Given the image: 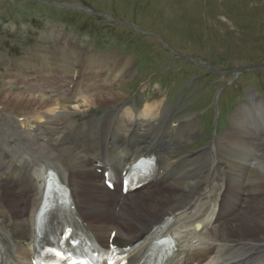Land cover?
Returning a JSON list of instances; mask_svg holds the SVG:
<instances>
[{
	"label": "rangeland",
	"instance_id": "374dc122",
	"mask_svg": "<svg viewBox=\"0 0 264 264\" xmlns=\"http://www.w3.org/2000/svg\"><path fill=\"white\" fill-rule=\"evenodd\" d=\"M64 45L75 52L78 65L83 64L78 81L68 85L70 91L79 92V101L63 104L76 124L117 117L127 104H135L139 113L146 104L157 103L172 121L187 120L195 129L179 146L182 157L210 149L213 141L224 144L231 121L250 95L256 93L259 99L255 101L264 103V68L254 66H264V0H0V94L5 89L8 94L24 93V84L40 73L59 77H47L48 84L30 83L47 92L46 86H57L56 79L73 76V59L61 49ZM124 60L131 74L122 82L109 80L103 87L100 83L91 86L95 93L113 86L117 100L94 105L81 100L86 82L105 75L100 65ZM53 108L58 111V106ZM21 110L0 104V136L28 131ZM217 119L220 133L215 134ZM6 122L8 127L2 129ZM41 144L46 150L47 145ZM198 161L187 164L198 166ZM78 177L94 179L87 174ZM167 186L157 187L160 203L163 196L178 190ZM206 195L201 193L202 198ZM209 207L212 210L215 204ZM192 213L188 207L179 220ZM209 215L203 225L213 222ZM194 224L180 230L191 231ZM259 228L264 229V222L250 227L251 233L260 234ZM251 233L233 231L229 242Z\"/></svg>",
	"mask_w": 264,
	"mask_h": 264
},
{
	"label": "bare ground",
	"instance_id": "6f19581e",
	"mask_svg": "<svg viewBox=\"0 0 264 264\" xmlns=\"http://www.w3.org/2000/svg\"><path fill=\"white\" fill-rule=\"evenodd\" d=\"M110 62L99 66V70L105 71L103 77L90 78L86 82L87 89L79 97L87 104L117 100L113 86L109 91L98 90L96 93L91 87L96 83L103 87L109 80L120 83L131 74L127 60L111 62L112 66ZM64 78L56 79L57 85L60 83L63 87V93L57 86L53 92H47L43 86L37 87L29 82L24 84V93L13 95L6 93L7 89L1 91L3 108H23L20 111L25 118L23 127L28 131L17 130L0 136V238L24 242L29 238L28 232L32 238L31 215L37 209L40 196L36 184L42 186L45 170L53 168L61 172L64 181L71 186L80 213L102 241L106 240L111 228H116L115 242L128 244L163 217L173 215L179 219L188 207H192L194 213L177 221L171 228L185 247L193 248L191 241L194 240L201 241L206 247L208 254L203 250L195 252L196 264L264 263V229L259 228L260 234H253L250 229L264 222V164L260 166L258 159L264 161L263 102L255 101L250 95L242 112L239 108L240 115L235 117L224 144L216 145L213 141L211 150L182 157L179 146L195 132L189 121H172L157 103L146 104L135 115L127 104L122 115L75 126L73 115L64 111L67 107L63 104L78 100L79 92L66 89L72 83V76L69 80ZM90 93H95L92 100L87 98ZM54 105L60 106L62 111L55 110ZM250 108L255 109V122L262 126L259 134L253 126L251 128ZM7 125L6 122L2 129ZM86 136L89 140L83 139ZM108 142L110 147L105 149ZM41 143L47 145L46 150ZM155 151L164 169L160 184L178 189L170 196H163V203L157 201L159 187L149 186L120 201L101 185L91 168V160L98 155L117 159L121 153L133 161L142 153ZM26 156L28 158H24ZM189 161L200 163L193 167L187 164ZM84 174L94 176V179L90 182L81 180L78 176ZM202 192L207 193L204 198ZM212 203L218 204L216 218L203 225L206 215L213 218L215 214V208L210 210L209 207ZM190 223L201 227L197 229L199 226L194 224L191 231L180 232ZM233 231L251 235L238 237L230 243ZM17 251L22 258L28 255L21 247Z\"/></svg>",
	"mask_w": 264,
	"mask_h": 264
},
{
	"label": "snow or ice",
	"instance_id": "6c2138e0",
	"mask_svg": "<svg viewBox=\"0 0 264 264\" xmlns=\"http://www.w3.org/2000/svg\"><path fill=\"white\" fill-rule=\"evenodd\" d=\"M105 183H106L109 187H112V186H113L110 180H106ZM55 255H56V256H60L61 253H60V252H56Z\"/></svg>",
	"mask_w": 264,
	"mask_h": 264
}]
</instances>
